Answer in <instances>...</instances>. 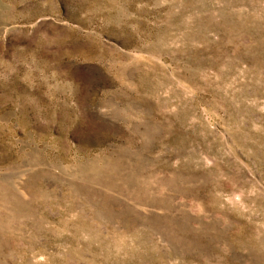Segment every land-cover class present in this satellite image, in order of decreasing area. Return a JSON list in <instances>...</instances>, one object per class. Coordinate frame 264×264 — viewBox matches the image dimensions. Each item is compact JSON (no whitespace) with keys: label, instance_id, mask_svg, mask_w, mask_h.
<instances>
[{"label":"rangeland","instance_id":"1","mask_svg":"<svg viewBox=\"0 0 264 264\" xmlns=\"http://www.w3.org/2000/svg\"><path fill=\"white\" fill-rule=\"evenodd\" d=\"M0 264H264V0H0Z\"/></svg>","mask_w":264,"mask_h":264}]
</instances>
